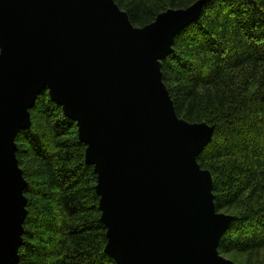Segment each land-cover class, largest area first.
Returning <instances> with one entry per match:
<instances>
[{"label":"water","instance_id":"95a60500","mask_svg":"<svg viewBox=\"0 0 264 264\" xmlns=\"http://www.w3.org/2000/svg\"><path fill=\"white\" fill-rule=\"evenodd\" d=\"M203 2L135 28L114 0H0V264H17L27 182L16 138L46 89L78 122L119 264H235L197 157L213 128L175 111L162 64Z\"/></svg>","mask_w":264,"mask_h":264},{"label":"trees","instance_id":"16d2710c","mask_svg":"<svg viewBox=\"0 0 264 264\" xmlns=\"http://www.w3.org/2000/svg\"><path fill=\"white\" fill-rule=\"evenodd\" d=\"M135 28L203 2L162 64L177 116L213 128L197 157L214 204L231 222L218 246L237 264H264V0H114ZM1 52V51H0ZM16 138L27 182L17 264H119L108 252L99 175L78 122L49 90Z\"/></svg>","mask_w":264,"mask_h":264},{"label":"rangeland","instance_id":"374dc122","mask_svg":"<svg viewBox=\"0 0 264 264\" xmlns=\"http://www.w3.org/2000/svg\"><path fill=\"white\" fill-rule=\"evenodd\" d=\"M225 258V257H224ZM226 259H228V258H226ZM228 260H230V261H232L231 259H228ZM232 262H234V261H232ZM235 263V262H234ZM235 264H237V263H235Z\"/></svg>","mask_w":264,"mask_h":264}]
</instances>
